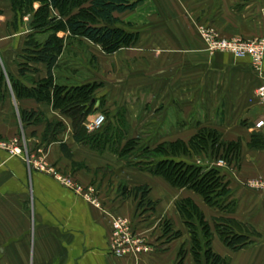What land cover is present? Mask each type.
I'll return each instance as SVG.
<instances>
[{"label":"crops","instance_id":"0c3cea01","mask_svg":"<svg viewBox=\"0 0 264 264\" xmlns=\"http://www.w3.org/2000/svg\"><path fill=\"white\" fill-rule=\"evenodd\" d=\"M131 2L137 3L134 10L115 14L122 23L118 27L135 33L137 40L133 46L113 55L116 89L113 98L134 99L128 113L130 122L142 113L143 106L137 100L144 98L145 121L151 125H205L223 134L231 153L225 170L229 201L237 203L236 212L226 214L225 218L254 229L259 238H254L253 245L247 248L232 251L215 236L212 251L225 264H264V193L248 186L249 181L264 178V146L254 148L251 144L253 132L264 134V130L254 128L264 119V110L251 103L254 91L264 81V65L258 73L249 59L209 53L199 34V28L208 27L224 39L263 38L264 0ZM38 7L35 3V10ZM13 18L11 0H0L1 69L5 68L21 81L15 61L25 48L28 21H23L26 16L22 21L17 17L15 25L11 22ZM101 61L105 63L99 56L98 78L105 76L101 73L105 72ZM35 67L41 79L45 78V65ZM60 80L62 87L82 85L73 83L75 79L71 76ZM127 82L128 94L124 90ZM95 94V109L100 110L104 106L103 98L107 100L109 96L105 91ZM15 104L22 110L42 112L50 123L61 122L63 130L56 139L47 141L42 139L46 123L6 125L4 118L9 117L11 109L9 99L6 97L0 105V133L8 142L6 148L0 147V264H177L179 258L182 264H196L193 256L184 252L187 247L184 221L175 210L177 196L171 195L168 186L158 198L155 191H150L148 199L157 198L159 206L156 212H148L147 218L140 217L132 197L124 198L117 187L107 185L118 180L117 171H121L115 155L107 154L108 147L99 154L77 144L73 140L71 120L46 103L22 99ZM96 116L97 112L88 117L84 126ZM175 130L169 128L162 142L185 143L180 129ZM16 139L18 142L10 143ZM61 145L71 152V159L63 154ZM235 145L239 148L233 154ZM10 147L21 152L11 153ZM27 159L42 161L71 176L83 191H93L94 202L60 185L45 172L35 170ZM109 164L113 166L109 171L114 172L113 176L106 173ZM129 184L132 187L127 190L138 187ZM202 204L208 210L213 209ZM165 215L169 219L177 217L176 226L183 229L169 243L160 226ZM114 219L128 221L134 232L144 238L149 251L114 255L111 252Z\"/></svg>","mask_w":264,"mask_h":264},{"label":"trees","instance_id":"16d2710c","mask_svg":"<svg viewBox=\"0 0 264 264\" xmlns=\"http://www.w3.org/2000/svg\"><path fill=\"white\" fill-rule=\"evenodd\" d=\"M33 2L41 3L42 7L31 17L32 30L42 29L41 25L47 20L48 24L45 26V30L52 36L43 44H40L33 39L32 36L34 34L32 32L28 33L24 41L25 48L20 56L23 62L19 65L22 66H18V75L21 81L14 79L7 71L5 74L3 70L0 69V98H4L5 96V87L2 82L6 76L13 92H16L19 99H34L36 102L44 101V103L51 104L55 110H58L63 116L71 120L73 140L77 144L86 146L93 151H101L112 142L108 135L112 126L107 125L103 129L102 126L99 130L91 133H89L84 126L87 118L96 111L95 104L97 98H95L94 92L96 91L97 85L85 83L75 87H62L54 84V70L59 67V56L62 53L64 45V40L58 38L57 34L59 32H65L68 38L75 37L79 40H86L101 46L102 49L108 53H113L122 48H129L135 44L137 36L135 33L128 32L118 27L122 25V23L115 17V14L132 11L136 8L137 3L131 2V0H11L12 11L14 13V24L17 17L22 21V18L26 14H29L26 11L28 9H30V11L32 10L31 7ZM50 7L54 9L55 12H58L62 21H52L54 19L50 17ZM37 64L45 65L46 76L40 80L38 88H34L33 86H28L25 81H28L26 79L27 74L32 72L33 69L36 70L35 65ZM42 119L44 118H41L38 112L27 110H22L20 112V121L24 125H35L42 122ZM45 123L46 130L43 135L44 139L49 138L47 137L48 135H54L52 138H49L50 140L56 139L57 132L59 134L63 130V124H54L49 121H45ZM208 130L209 129H205V131ZM209 131L212 132L213 129ZM198 135H195L194 140L200 141L203 146L204 142H207V140L200 136V134ZM107 142L110 143L106 144ZM251 144L254 148L264 146V134L253 132L251 134ZM183 146L185 147L183 142L176 141L164 147H160L159 149L157 148L155 152L157 153L160 151L161 157L156 158L153 164L155 163L157 169L160 167L161 169L164 168L165 171H167L165 173L168 175H170L171 172L175 173V175L172 174L174 176H170L176 178L177 180H175L178 184L182 183L181 180L184 178L183 174L188 173L189 175H187L185 180L193 178L192 189L203 197L207 207L214 209L219 207L221 209L220 204L223 203L221 200H224L225 197L229 195L227 186L223 183V185H221V181L219 180V178H221V170L213 168L206 171V169L202 167L195 166L189 159H185V156L179 158L180 154L185 155V150L182 148ZM235 147L239 148L236 145ZM114 149L116 152H120L118 146ZM61 150L67 158H72L71 152L65 145H61ZM126 150L127 149H124V151ZM154 172L158 173V170H154ZM162 173L161 175L163 177L165 176L170 180L167 174L164 172ZM171 182L176 185V182ZM149 191L150 189L148 186H138L131 190L122 188V196L124 198L132 197L134 202H137L136 211H139V209L144 206L145 208H141V210L154 212L156 203L148 199ZM185 202L190 204L192 211L185 210L183 212V207H179V211H181L180 215L183 217L185 224L192 227V235L197 237V227L186 218H191L193 213L200 218L202 214H200L194 202L191 200ZM213 228H215L214 230L220 241L232 251L247 248L253 245V238L256 236L259 238V235L256 233L253 234L250 229H248L250 232L248 230L246 231L245 229L248 228L247 226L239 222L237 223V221L232 219L213 220ZM176 237H178V232L172 236L173 239ZM199 242L198 240V246L194 248L195 250L193 252L196 264H225L220 256L210 250V247L204 249L205 247L202 248ZM207 242H204V246ZM196 244L197 242L195 245ZM177 264H182L180 258Z\"/></svg>","mask_w":264,"mask_h":264},{"label":"rangeland","instance_id":"374dc122","mask_svg":"<svg viewBox=\"0 0 264 264\" xmlns=\"http://www.w3.org/2000/svg\"><path fill=\"white\" fill-rule=\"evenodd\" d=\"M35 3L39 5L38 9L36 10H35ZM41 7H42L41 3L33 2L32 7H31L32 10L30 11V9H28L26 11L29 14L25 15L26 18L23 21H25L26 23L29 20V18L33 17L32 15L35 14ZM49 14H50V17L54 19L52 21L54 22H58L60 20L62 21L58 12H55V10L52 9L51 7L49 8ZM13 21H14V18L11 20V22L13 23ZM47 24H48V21L45 20L44 24L41 25L42 29L29 31L34 34L32 36L33 39L40 44H43L47 39H50L52 36L50 33L47 32V30H45L46 29L45 26ZM29 32H26L27 35ZM62 35L63 34H57L58 38L63 37L62 39L64 40L63 41L64 45H63L62 53L59 56V62H60L59 67L55 69L54 84L61 85L60 81H62L63 79L62 80L60 79L62 77L71 76L73 77V79H75V81L74 80L72 81L73 83L95 84L97 85V87H96V91L94 92V94L105 91L107 96H109L107 97V100L106 99L104 100L103 98V104H104L103 108L93 112V114L97 112V115H103L105 117V124L103 125L102 129L105 128V126L107 125H111L114 127L109 131V134H108L112 142L111 143L107 142L106 144L108 143L110 144L105 147H108V150H106L107 154L115 155L114 157H115V160L118 162L117 164L119 163L121 164V166L119 167L121 168V171L120 170L117 171L118 170L117 169L116 171L119 175V179L117 180L114 178L115 180L112 183L109 182L107 185L112 188L117 187L121 193H122V188L128 189V187L130 188L132 187L131 184H129V182L133 184H137L138 186L140 185L139 187L148 186L150 191H155L156 193L155 197L157 198L159 197V195H161V191L162 190L164 191L165 186H168L171 190V195L173 194V196H177L175 200L176 201L175 210H176L178 217L181 218V220H183V217H181L180 215L181 211H179V207L180 208L183 207L182 208L183 212L185 210L192 211L190 204H188V202L186 203L185 201L191 200L192 202L195 203V205L200 203L201 206L199 204L197 205V207L200 211V214H202L201 217L199 218L198 216H196L195 213H193V216H191V218L189 217L186 218L187 220H190V222H193L195 224V226L197 227L198 236L194 237L192 235V227L185 224V222H184V227H182L184 228V232H186V235H187L186 241L184 242L185 245H187V247L184 250V252L185 253L189 252L191 256H193V252L195 250L194 248L198 246V240L200 241L199 245H201L202 248L205 247L204 249H206L207 247L208 248L210 247V250H212L213 239L215 238V236H217L216 231L214 230L215 228H213L212 220L229 219V218H225L226 217L225 215L232 213V212H236V208H237L236 207L237 203L235 202L236 200L232 202L229 201V195H228L225 197L224 200H221L223 202L222 204H220L221 209L218 207L215 209L213 208L212 210H208V208L204 207L202 204V202L205 204L203 197H201L198 192L192 189L193 188L192 187L193 178L189 180H185L187 175H189L188 173L183 174L184 178L181 180L182 183L178 184L176 182L177 179L172 177L175 175V173L171 172L170 175L172 174L174 175L170 176L167 173H165L167 171H165L164 168L161 169L160 167L157 169L155 167V163L153 164V162L154 160H156V158L161 157L160 151L156 153L155 150L157 148L159 149L160 147H164L167 145V143H163L162 141H163V137H165V134L168 133V129L170 128V131H172V129L176 128L177 130L178 128L180 129L182 138L186 140L185 143L183 142L185 147L184 146L182 147L183 150H185V155L180 154L179 158L185 156V159H189L193 164H195V166L202 167L203 169H206V171H208L209 169H213V168L220 169L221 178H219V180L221 181V185L225 184V186H227L226 179H225V170L227 169V164L229 165L230 163L228 161L230 147L227 146V143L224 139L223 134L216 129H213L212 132L209 131L211 128L203 127L205 125H151L149 124V122L145 121L146 120L145 112H146L147 104L145 103L144 98H138L137 100L138 103H141V106H143L140 108L142 109V113L137 115L136 119H133V122H130L128 113L130 111L129 109L130 105L132 104V102H134V99L118 98L117 100L116 98H113V92L116 89H114L115 87L113 86V84H115V78H114V71H113L114 67L112 64L113 63L112 59H113L114 53H116L117 51L113 53H108V52H105L102 49V47L99 45L90 43L86 40H83L82 42V40H79L78 38H75V37L68 38L66 34L64 36ZM103 55H105L104 58H103ZM99 56L101 57V60L105 59V63H103L102 61L100 62V64L105 69V72L102 71L101 73H104L105 76L98 78V74H99L98 57ZM68 58L73 59V61L65 62V59H68ZM22 62L23 60L20 57H18L15 61V64H18L16 65L17 67L22 66V65H19ZM0 69H1V65H0ZM2 70L6 74L7 70L5 68ZM26 79L28 80V81H25L27 85L33 86L34 88H38L40 84V80H41L39 70L37 68L36 70L33 69L32 72H29L27 74ZM98 82L102 84L99 85ZM2 84L5 87V91H4L5 96L4 98H0V105L1 104L3 105V100H5V98L7 97L10 101V107H11V109H9V112H10L9 117L5 116L4 118L6 125H24L20 121V112L22 111V109L18 105L15 104L16 101H20L22 99H19L16 92L15 93L13 92L10 82L7 80L6 76ZM129 85H130L129 82H127L125 86L126 89H124V90H128L127 94L130 91ZM131 90H135V88ZM24 100H32V99H24ZM38 103H44V101H41ZM251 103H254V102H251ZM47 105H50L52 107L51 104H47ZM38 114L40 115L41 118L45 119V116L43 115L42 112H38ZM44 119H42V122H40V124H43V125L45 124V121L47 120L44 121ZM52 123L55 124V123H61V122L53 121ZM35 125H38V124H35ZM216 126H220L222 127V129L224 127V125H216ZM204 128L209 129V130L205 131ZM194 133H196L197 135L200 134V136L206 139L207 142H204V145L202 146V143H200V141L198 142L197 140H194L195 135H196ZM1 135L2 134L0 133V147L6 148V144L8 142L3 140ZM56 135L59 136L58 132ZM53 136L48 135L47 137L52 138ZM18 137L21 138L20 135H18ZM49 138H47V141L49 140ZM42 139H44V137ZM15 142H18V140L17 139L12 140L10 143H15ZM117 146H118V150L120 151L119 153L116 152V150L114 149ZM13 148H17V147H13ZM13 148L10 147L11 153H12ZM124 149H127V150L124 151ZM101 151H103V149ZM101 151H94V152H98L99 154H102L103 152L101 153ZM233 152H234L233 154L237 152L236 147L233 148ZM236 162L237 161H235V163ZM112 169H113L112 164H109V166L106 168V171H107L106 173L112 174L111 176H113L114 172H109V171H112ZM154 170H158V173L154 172ZM53 171L58 176L64 177L65 179L72 181V183L77 186L79 185L78 183H76V181L71 176H68L66 173L62 172L60 169L53 168ZM162 172L167 174L170 180H168L165 176L163 177L161 175ZM171 181L176 182V185H174L175 183L173 184ZM148 198H149V195H148ZM157 198L153 200V202L155 201L156 203V209H157V206H159V203H158L159 200H157ZM200 207H204L202 208L203 210H201ZM141 208L143 209L145 207L142 206ZM141 208L136 213L138 215L140 214L139 215L140 217L144 216L145 218H147L148 212H146L145 210H141ZM156 209L154 212L157 211ZM213 215H216V216H213ZM176 225H177V217H172L171 219H169L166 215L163 217L162 223L160 224V226H162L163 228V232H162L163 235L166 236V239H165L166 243H169L172 241L173 234L177 233L178 230L179 231L183 230L181 226L178 227ZM248 229H250V231L253 234L255 233L258 234L252 228H246L245 230L247 231ZM130 232L133 233L134 235H137L134 232L133 228L131 227V224H130ZM180 232H178V236L179 234L181 235ZM255 239L258 240V237L256 236ZM209 241H210V244H209ZM196 242L197 244L195 245ZM204 242H207L205 246H204ZM148 248L150 249L149 246Z\"/></svg>","mask_w":264,"mask_h":264},{"label":"built area","instance_id":"2783aa9c","mask_svg":"<svg viewBox=\"0 0 264 264\" xmlns=\"http://www.w3.org/2000/svg\"><path fill=\"white\" fill-rule=\"evenodd\" d=\"M200 36L202 37L206 50L209 53H227L232 55L235 59H249L252 68L261 73L264 65V37L257 40H242V39H222L211 28H199ZM252 101L255 105L264 110V81L256 88L253 94ZM105 122L103 115H97L92 121L86 125L89 132L99 130ZM255 130H264V119L259 120L255 126ZM17 148H13L12 153H20ZM27 163L32 165L37 171L45 172L52 176L60 185L76 194L82 195L85 199L92 201L93 191L91 189L86 192L79 186L58 176L52 168L46 166L42 161H34L27 159ZM249 188L264 193V178H257L249 181ZM94 202V201H92ZM149 248L144 238L134 235L130 232V223L123 219H114L112 221V243L111 252L114 255L122 256L128 253H145Z\"/></svg>","mask_w":264,"mask_h":264},{"label":"water","instance_id":"95a60500","mask_svg":"<svg viewBox=\"0 0 264 264\" xmlns=\"http://www.w3.org/2000/svg\"><path fill=\"white\" fill-rule=\"evenodd\" d=\"M31 22H32V19H29L28 22H27V24H26V26H25L27 32H29V31L32 30V28H31Z\"/></svg>","mask_w":264,"mask_h":264},{"label":"bare ground","instance_id":"6f19581e","mask_svg":"<svg viewBox=\"0 0 264 264\" xmlns=\"http://www.w3.org/2000/svg\"><path fill=\"white\" fill-rule=\"evenodd\" d=\"M200 34V33H199ZM202 38V37H201ZM222 39H224V38H222ZM233 39H240V38H233ZM261 39V38H260ZM203 40V39H202ZM227 40H230V39H227ZM243 40V39H242ZM255 40H257V39H255ZM249 41H252V40H249ZM204 42V41H203Z\"/></svg>","mask_w":264,"mask_h":264}]
</instances>
